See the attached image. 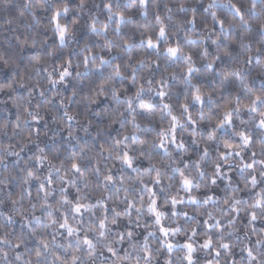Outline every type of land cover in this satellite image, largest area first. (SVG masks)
<instances>
[{
	"label": "clouds",
	"instance_id": "clouds-1",
	"mask_svg": "<svg viewBox=\"0 0 264 264\" xmlns=\"http://www.w3.org/2000/svg\"><path fill=\"white\" fill-rule=\"evenodd\" d=\"M0 264H264V0H0Z\"/></svg>",
	"mask_w": 264,
	"mask_h": 264
}]
</instances>
